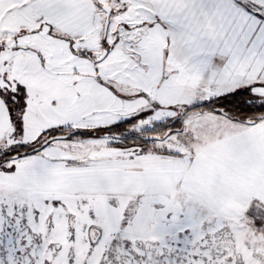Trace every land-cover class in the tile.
<instances>
[{"label":"snow or ice","instance_id":"snow-or-ice-1","mask_svg":"<svg viewBox=\"0 0 264 264\" xmlns=\"http://www.w3.org/2000/svg\"><path fill=\"white\" fill-rule=\"evenodd\" d=\"M0 264H264V0H0Z\"/></svg>","mask_w":264,"mask_h":264}]
</instances>
